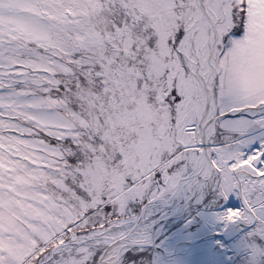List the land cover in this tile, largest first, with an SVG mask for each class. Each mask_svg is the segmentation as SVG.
I'll return each mask as SVG.
<instances>
[{
    "label": "snow or ice",
    "instance_id": "snow-or-ice-1",
    "mask_svg": "<svg viewBox=\"0 0 264 264\" xmlns=\"http://www.w3.org/2000/svg\"><path fill=\"white\" fill-rule=\"evenodd\" d=\"M0 264H264V0H0Z\"/></svg>",
    "mask_w": 264,
    "mask_h": 264
}]
</instances>
